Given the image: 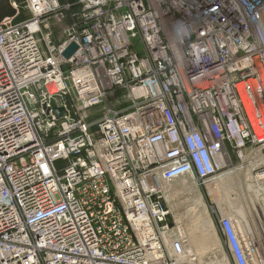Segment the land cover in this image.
Instances as JSON below:
<instances>
[{"label":"built area","instance_id":"2783aa9c","mask_svg":"<svg viewBox=\"0 0 264 264\" xmlns=\"http://www.w3.org/2000/svg\"><path fill=\"white\" fill-rule=\"evenodd\" d=\"M10 1L0 264H197L165 192L264 191V0ZM216 220L233 264H264V231Z\"/></svg>","mask_w":264,"mask_h":264},{"label":"rangeland","instance_id":"374dc122","mask_svg":"<svg viewBox=\"0 0 264 264\" xmlns=\"http://www.w3.org/2000/svg\"><path fill=\"white\" fill-rule=\"evenodd\" d=\"M16 1L18 2L19 5H22L23 0H16ZM122 95L123 94L119 92L113 93L111 96L107 98L105 102L100 104L98 107H95L94 110H97V112L99 111L101 112L106 106V104L109 103L114 104L118 98L124 100L125 96ZM245 175H246V171H238L235 174L226 177L225 181L228 183H226L225 185L223 186L217 185L216 183L217 189L215 193L213 192L214 194L210 193L208 187L206 188L197 185V183H195L194 179L192 178H190L191 181L189 180L190 186H193V184L191 183L193 182L196 187V190H193L191 192H188L187 190L184 189L182 181L185 178L174 180L168 184L167 187L168 191L166 190L165 198H164L165 204L167 205L170 211V219L173 221L174 224L178 226L179 229L181 228L180 229L181 231L183 230L182 233L184 236L186 235L185 236L186 240L189 238L190 231H192L193 228H196V226L200 227L202 226V224L204 225V223L208 225L209 222L212 223L213 225L214 234L210 230H208L209 232L207 231V233L206 232L202 233L201 228L196 233V235L199 236V240L201 242L197 248H195L194 246L193 249L195 250L192 252L196 257V259H198L197 264H199V262L201 264H219V262L221 261H224L226 264H233L232 260L228 255L223 237L221 236V233L218 229L216 215L221 214V215L229 216L233 218L238 225L239 223L236 219H238L239 217L235 213V203L244 206L243 207L244 213H246L245 215L248 218L247 221L251 223V226L253 227V229L255 228L254 229L255 231L257 232L264 231V212H261L262 210L260 209V207L257 206L258 209L260 210L258 213L253 212L252 210L250 211L247 210L248 209L247 206H250L252 204L251 201L254 198V194L249 193L248 190L243 187H242L243 189L242 188L239 190L235 189V178L236 179L239 178V180L240 179L244 180V178L246 177ZM251 185H254V183H251ZM199 197L203 198V201L207 206V209L209 211L208 212L209 215L207 217L205 216V214L201 212V209L196 205V200ZM255 201H257L256 202L257 205L259 206L261 205V202L258 201V199H256ZM261 206L262 209L264 210V203ZM257 216L259 219H257ZM258 221H261V223H258ZM255 222H256V226H255ZM202 238L204 240L203 242H202Z\"/></svg>","mask_w":264,"mask_h":264},{"label":"bare ground","instance_id":"6f19581e","mask_svg":"<svg viewBox=\"0 0 264 264\" xmlns=\"http://www.w3.org/2000/svg\"><path fill=\"white\" fill-rule=\"evenodd\" d=\"M14 7V6H13ZM246 177L244 178V180H242V179H240L239 180V178H235V189H241L242 187L243 188H246L247 190H248V192L249 193H253L254 194V200L252 199V201H251V205L250 206H247V210H252L253 212H256V213H258L260 210L258 209V207H260V209L262 210L261 212H264V210L262 209V206L261 205H263V203H264V191L262 192L257 186H255V185H251V183H253L254 182V179H253V177H252V175L249 173V172H246V175H245ZM226 177H229V176H226ZM226 177H224V178H221L218 182H217V185H225L226 183H228V182H226L225 181V179H226ZM179 180V179H178ZM191 181V179L190 178H188V177H185V179L182 181V184H183V186H184V189L185 190H187L188 192H191V191H193V190H196V187H195V185H194V183L193 182H191L192 184H193V186H190V181ZM254 186V187H253ZM217 186H216V183H215V185H213V186H209L208 188H209V190H210V193H215V191H216V188ZM221 187V186H220ZM242 188V189H243ZM170 189V188H169ZM167 191H168V189H167ZM213 193V194H214ZM175 195V194H174ZM256 199H258V201H260L261 202V205L259 206V205H257L256 204V202L257 201H255ZM196 205H197V207H199L200 209H201V212L203 213V214H205V216L207 217L208 215H209V211H208V209H207V206H206V204L204 203V201H203V198L202 197H199L197 200H196ZM193 206V205H192ZM191 206V207H192ZM258 206V207H257ZM228 207V206H227ZM244 206H241L240 204H237V203H235V213L237 214V216L239 217L238 219H236L237 221H238V223L240 224V228H241V231H243L244 229H243V224H245V223H247L248 224V222L249 221H247L248 220V218H247V216L245 215L246 213H244V208H243ZM194 208V207H193ZM192 208V209H193ZM198 208V209H199ZM246 208V207H245ZM194 212V211H193ZM185 213H188V212H185ZM195 213V212H194ZM259 215V214H258ZM232 216V215H231ZM185 217V216H184ZM258 217V216H257ZM179 218V217H178ZM259 219V218H258ZM201 220V219H200ZM212 220V219H211ZM199 221V220H198ZM257 222V221H256ZM256 222H255V226H256ZM261 222V221H260ZM250 223V222H249ZM201 224V223H200ZM199 224V225H200ZM238 224V225H239ZM251 224V223H250ZM254 226V227H255ZM182 227V226H181ZM258 227V226H257ZM200 228H201V231H202V233L203 232H206L207 233V231L208 230H210V231H212V233L214 234V230H213V225H212V223H210L209 222V224L208 225H206L205 223H204V225L202 224V226H196V228H193L192 229V231H190V233H189V238L187 239L188 240V242L186 243V248L190 251V252H192V251H194L195 249H193L194 248V246H195V248H197L198 247V245L201 243L200 242V240H199V236H197L196 235V233H197V231L198 230H200ZM209 228V229H208ZM263 228V227H262ZM181 229V228H180ZM255 229V228H254ZM182 232H183V230H182ZM209 232V231H208ZM217 234V233H216ZM186 236V235H185ZM200 238H201V236H200ZM215 238V237H214ZM216 239V238H215ZM214 239V240H215ZM204 240H203V238H202V242H203ZM213 245V244H212ZM193 246V247H192ZM200 247V246H199ZM202 247V246H201ZM212 248V247H211ZM214 249V248H213ZM197 252V251H196ZM210 258V257H209ZM212 259V258H211ZM226 259V258H225ZM197 261H198V259H197ZM199 264H201L200 262H199ZM219 264H226L224 261H221V262H219Z\"/></svg>","mask_w":264,"mask_h":264},{"label":"water","instance_id":"95a60500","mask_svg":"<svg viewBox=\"0 0 264 264\" xmlns=\"http://www.w3.org/2000/svg\"><path fill=\"white\" fill-rule=\"evenodd\" d=\"M17 10L11 4L10 0H0V23L7 17H14ZM78 49V45L72 42L63 52L65 58H70Z\"/></svg>","mask_w":264,"mask_h":264}]
</instances>
